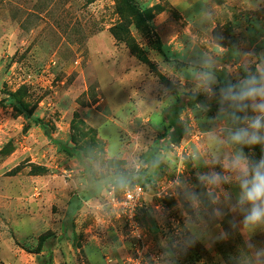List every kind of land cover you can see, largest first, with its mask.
Instances as JSON below:
<instances>
[{"label": "rangeland", "instance_id": "374dc122", "mask_svg": "<svg viewBox=\"0 0 264 264\" xmlns=\"http://www.w3.org/2000/svg\"><path fill=\"white\" fill-rule=\"evenodd\" d=\"M248 0H0V264H163L162 241L178 239L184 218L175 197L157 198L177 175L195 182L185 156L201 123L191 73L206 54L218 81L240 68L233 47L264 52V4ZM215 44L224 49L217 54ZM242 75V74H241ZM15 94L48 123L53 137L83 148L91 175L7 101ZM177 142L147 161L168 131L173 106ZM181 103H177V99ZM213 104L209 116L214 115ZM259 158V146L245 149ZM122 175L140 176L146 196L136 226L102 197ZM226 216L214 228L228 232ZM47 237L46 245L41 239ZM264 245V231L251 236ZM245 237L197 241L177 264H249Z\"/></svg>", "mask_w": 264, "mask_h": 264}, {"label": "clouds", "instance_id": "9594fccd", "mask_svg": "<svg viewBox=\"0 0 264 264\" xmlns=\"http://www.w3.org/2000/svg\"><path fill=\"white\" fill-rule=\"evenodd\" d=\"M259 4L264 0H248L247 7ZM213 46L217 54L223 53L219 44ZM233 49L240 68L234 78L226 75L218 81L217 62L206 54L191 73L194 91L205 96L197 108L206 127L185 156L195 170V182L188 175H177L167 188L154 193L157 198L175 197L184 218L178 239L161 242L163 264H177V252L197 241L224 240L232 232L244 235L249 264H264V245L250 239L264 231V52ZM213 104L216 111L209 116ZM255 146L260 148L259 158L245 151ZM114 182L124 188L127 178L118 175ZM229 215L230 230L213 234Z\"/></svg>", "mask_w": 264, "mask_h": 264}, {"label": "trees", "instance_id": "16d2710c", "mask_svg": "<svg viewBox=\"0 0 264 264\" xmlns=\"http://www.w3.org/2000/svg\"><path fill=\"white\" fill-rule=\"evenodd\" d=\"M3 101L9 102V104L14 108V110L17 113L23 115L29 121H31V123L38 126L49 141L57 145L59 149L64 151L67 155L75 158L83 166L84 172L87 173L89 176L91 175V166H90L91 160L86 150L77 146H69L55 139L53 137L51 126L48 123L44 122L42 119L35 117L32 110L25 103H23L15 94L9 93L8 97L6 99H3ZM199 102L200 101L196 96L191 95L186 100V103L182 102V105L173 106L171 108L169 115H166L169 130L156 139L154 146L151 148V151L149 152V158L147 162L151 166L154 167L158 166L157 159L155 156V154L158 151L162 150L163 147H166L169 144V142H177L183 136L184 128L180 123L179 114L182 112L185 105L198 104ZM177 103H181V99L178 98ZM140 176H138V179H136L135 181H131L132 179L131 177H129L130 183L127 185H133L134 183H141L139 182L141 178ZM47 239H48L47 237H43L41 239V245L45 246ZM47 251L49 254L48 255L49 259L47 262H44V264H50L52 258L51 257L52 251L50 250V247L47 248Z\"/></svg>", "mask_w": 264, "mask_h": 264}, {"label": "built area", "instance_id": "2783aa9c", "mask_svg": "<svg viewBox=\"0 0 264 264\" xmlns=\"http://www.w3.org/2000/svg\"><path fill=\"white\" fill-rule=\"evenodd\" d=\"M146 196L145 186L141 183L126 185V188L119 192L115 185H110L105 190L102 201L106 206L115 209L119 215L124 216L131 224L136 226V218ZM127 264H143L140 252L128 259Z\"/></svg>", "mask_w": 264, "mask_h": 264}]
</instances>
